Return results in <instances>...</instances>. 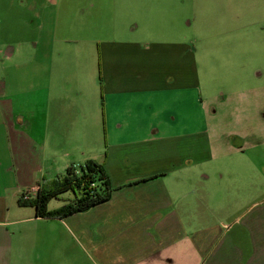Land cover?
<instances>
[{"label": "crops", "instance_id": "0c3cea01", "mask_svg": "<svg viewBox=\"0 0 264 264\" xmlns=\"http://www.w3.org/2000/svg\"><path fill=\"white\" fill-rule=\"evenodd\" d=\"M233 1L244 16L249 3ZM17 5L33 13L34 36L0 40V264H189L188 253L193 264H264V195L223 225L241 224V237L226 238L209 223L220 207L234 206L237 158L211 154L205 133L215 113L205 112V101L226 98L205 94L188 2L0 0V10ZM9 17L27 26L24 16ZM242 36L249 39L247 30ZM239 46H212L217 65L243 66ZM258 48L254 61L263 55ZM12 69L35 76L29 92L13 90ZM224 81L237 85L231 76ZM87 160L106 173L107 202L64 218L19 205L25 191L34 199L45 182ZM205 166L222 171L214 189L204 186ZM219 195L222 205L210 200Z\"/></svg>", "mask_w": 264, "mask_h": 264}, {"label": "rangeland", "instance_id": "374dc122", "mask_svg": "<svg viewBox=\"0 0 264 264\" xmlns=\"http://www.w3.org/2000/svg\"><path fill=\"white\" fill-rule=\"evenodd\" d=\"M186 1L188 2V13H194L188 16L191 27L187 29V33L189 37L198 39L196 46L200 51L199 59L202 70H205L203 75L205 94L210 95L214 92L226 98L224 104L213 99L208 101L205 98L207 100L205 101V112L209 110L208 113L211 114L214 109L215 113L211 116L212 118L206 119L207 133L205 134L208 135L209 141L214 146L211 149V154L213 157L216 156L217 159L227 151V153H232V157L237 158L231 164L234 167L235 184L228 200L230 205L234 206L229 212L222 211L220 207L219 210L214 212L209 223L217 225L222 230L224 237H241V233H243L241 224L236 225L232 231L226 230L227 228H224L223 225L227 224L228 226L231 224L234 221L232 220L233 218L240 217L242 212H245L254 202L262 201V195H264V0H244V3H249V5H245L246 13L244 16L238 14L243 4L239 5V7L235 4L236 8H233L232 4L235 2L233 0ZM20 9L18 5L14 9L1 8V41L7 39V41L16 42L27 40V38L34 36V25L31 26V23L34 24L33 13ZM247 9L249 10L247 11ZM13 13L16 16H24V19H27V26L23 25L25 23H20L21 18L16 20L15 18H10L9 16L13 17ZM223 18L230 20L228 25L230 28L228 30H225L226 21ZM215 19L218 20L220 27L215 23ZM126 20L130 27H135L136 22L132 18L128 17ZM232 29V33L225 34V32ZM245 30L249 33V39L242 36ZM244 39H246L245 49L242 48V40ZM191 42L195 43L193 38ZM232 43H240L239 49L241 52L237 55V60L240 61L237 63H243V66H218L215 58L217 54H213L212 46L219 44L223 47L227 44L232 45ZM247 44H249L250 48L247 47ZM253 44H257L259 48L255 50H260L263 54L259 57V61L253 60L254 56H257L254 54ZM249 49L253 51H248ZM243 50L244 52H242ZM258 72L261 73L260 77L257 76ZM24 74L25 71L23 69L21 70V75L20 70L13 71L12 69L11 86L14 91L28 87L29 92L30 84L33 83L34 85L35 76L33 77L29 73ZM227 76H231L233 81L236 82L237 85L234 88L228 89L227 82L224 81ZM212 77L221 80L220 83L213 84ZM237 88L240 89L237 90ZM247 88L254 89L247 91L245 94H238L239 91ZM229 92L234 93L229 96ZM30 96L27 107H34V92ZM234 149L236 152L233 153L232 150ZM242 150L245 151L244 154L240 153ZM208 152V146L205 143V155H208ZM215 165L217 164H214L213 167ZM213 167L205 166V170H203L206 174H209V180L203 182L204 186H206L205 188L214 189L223 182L217 176V174H220L217 172L221 170H214ZM79 196L77 190L62 192L57 197L49 200L48 208H59ZM210 200L217 204H224V199L221 200L220 195L219 197L213 196ZM246 220L247 217L242 222ZM187 258L190 260V264L193 255L188 253ZM204 263L206 264L205 258L201 260L200 264Z\"/></svg>", "mask_w": 264, "mask_h": 264}, {"label": "trees", "instance_id": "16d2710c", "mask_svg": "<svg viewBox=\"0 0 264 264\" xmlns=\"http://www.w3.org/2000/svg\"><path fill=\"white\" fill-rule=\"evenodd\" d=\"M68 190H77L80 196L58 209L48 210L49 200ZM111 191V184L102 165L94 160H87L78 170L70 167L64 176L45 182L36 198L25 202L18 200V203L34 207L39 217L64 218L107 202Z\"/></svg>", "mask_w": 264, "mask_h": 264}, {"label": "built area", "instance_id": "2783aa9c", "mask_svg": "<svg viewBox=\"0 0 264 264\" xmlns=\"http://www.w3.org/2000/svg\"><path fill=\"white\" fill-rule=\"evenodd\" d=\"M79 168V167H78ZM78 168H75L76 170H78ZM33 191L32 190H27L25 191L19 198V200L21 201H29L31 199V195H32Z\"/></svg>", "mask_w": 264, "mask_h": 264}]
</instances>
